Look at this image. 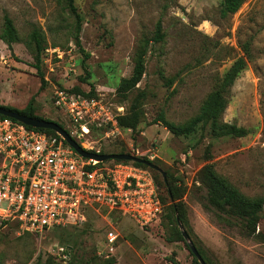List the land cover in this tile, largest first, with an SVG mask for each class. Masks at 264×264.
Returning a JSON list of instances; mask_svg holds the SVG:
<instances>
[{
  "label": "rangeland",
  "instance_id": "obj_1",
  "mask_svg": "<svg viewBox=\"0 0 264 264\" xmlns=\"http://www.w3.org/2000/svg\"><path fill=\"white\" fill-rule=\"evenodd\" d=\"M220 1L76 0L83 18L82 43L91 53L87 77L75 43L76 17L61 0H0V104L21 110L33 98L37 115L61 123L72 134L76 126L56 107L55 92L89 94L93 85L87 96L101 98L111 108L118 128L91 125L85 135L76 134L81 146L104 153L125 150L182 176L191 237L212 264H264V207L256 228L205 207L208 186L201 172L207 164L242 193L264 198V0H245L226 18L220 15ZM6 16L19 36L11 44ZM159 19L164 38L148 46L145 74L136 87L120 91L143 39L154 35ZM35 32L44 47L39 62ZM240 56L247 65L232 87L223 119L251 129L250 134L214 138L199 130L187 137L157 120L162 112L175 123L196 116L216 79ZM122 116L137 117L136 126L122 125ZM147 169L159 196L164 194L162 173ZM111 227L119 242L108 255ZM169 235L163 215L145 223L104 207L89 209L82 224L41 233L11 220L0 222V264H67L74 257L84 264H174L173 259L195 264L186 240L169 241Z\"/></svg>",
  "mask_w": 264,
  "mask_h": 264
},
{
  "label": "built area",
  "instance_id": "obj_2",
  "mask_svg": "<svg viewBox=\"0 0 264 264\" xmlns=\"http://www.w3.org/2000/svg\"><path fill=\"white\" fill-rule=\"evenodd\" d=\"M55 105L74 122V138L88 133L91 125L118 128L101 98L57 89ZM94 207L145 223L164 213L149 169L133 161L85 158L61 135L0 116V222L13 220L24 230L41 233L82 224ZM118 237L114 227L107 231L108 255L116 252Z\"/></svg>",
  "mask_w": 264,
  "mask_h": 264
},
{
  "label": "trees",
  "instance_id": "obj_3",
  "mask_svg": "<svg viewBox=\"0 0 264 264\" xmlns=\"http://www.w3.org/2000/svg\"><path fill=\"white\" fill-rule=\"evenodd\" d=\"M61 1L64 3L65 7L76 17V32L74 36L75 43L79 51L83 55V67L86 71V76L90 77L91 72L87 68V60L90 58L91 53L84 48L81 39L83 18L75 4L76 0ZM244 2L245 0H221V17L226 18L229 15L237 12ZM5 22L6 30L8 32L9 43L11 44L13 42L18 41L19 36L13 20L10 17L6 16ZM34 37L37 42L38 52L36 54V57L39 62L41 57V51L44 49V47L42 44V37L40 33L35 32ZM163 38L164 32L162 20L159 19L155 26L154 35L151 38L145 37L143 39L142 45L135 60L132 73L129 77L122 78L119 86L120 91H127L137 86L146 71V54L148 46L152 43V41L159 42L162 41ZM244 50L248 53L247 46L246 48H244ZM246 65L247 59L244 56H240L238 59H236L233 64L228 68V70L216 79L213 89L210 91L201 106L200 112L196 116L192 117L189 121L185 123L171 122L167 120L165 113L163 112L158 116L157 120L162 121L164 125L168 127L171 131H173L175 134L187 137L195 134L199 130L208 132L214 138L247 136L251 133V129L239 125L237 123L226 122L223 119V115L230 102L232 87L242 70L246 67ZM40 77L42 80V86H44L46 81L44 75L41 72ZM79 91L84 95H90L91 93H93V85L92 91L89 94H85V92H81V90ZM3 106L12 110L19 111L28 116L43 118L35 113L33 107V98L31 99L30 103L24 109L21 110L8 105ZM0 116L5 117V115L3 114H0ZM119 120L122 125H127L130 127H135L137 123V117L135 116H122L119 117ZM59 124L64 127L61 123ZM27 126L29 128L44 131L45 133L51 136L60 137V135L52 129L35 128L29 125ZM64 142L68 144L65 140ZM100 152L104 153L102 150ZM118 153H125V150H121ZM133 163L139 166H143L145 168L149 167L143 163ZM152 169L156 171V169ZM166 174V180L163 176L164 181L161 182L164 185L165 193L160 195L165 207L163 214V222L165 223L166 221L167 224L170 225V235L167 236V239L169 241H175L178 239H184L182 232L178 227V218L186 226V228L188 227V232L191 230L188 218V209L183 199L184 194L187 191V186L182 176H176L170 171H166ZM201 179L208 186V202L205 203V207L206 209H208V211H216L222 214H226L228 217L231 218L235 217L240 222L242 221L246 223L247 227L256 228V225L258 224L260 219V212L264 207L263 197H250L242 193L228 178L220 175L216 171L213 164H207L203 168L201 172ZM7 222L10 221H2L1 223ZM17 224L19 223L17 222ZM189 233L191 235V231ZM194 242L205 261L208 264H212V262L207 258L201 246L196 242V240H194ZM191 254L193 255L194 263L201 264L192 251ZM172 261H174V264H180L176 259H173ZM67 264L84 263H80L74 257V259L70 260Z\"/></svg>",
  "mask_w": 264,
  "mask_h": 264
},
{
  "label": "water",
  "instance_id": "obj_4",
  "mask_svg": "<svg viewBox=\"0 0 264 264\" xmlns=\"http://www.w3.org/2000/svg\"><path fill=\"white\" fill-rule=\"evenodd\" d=\"M0 114H3L7 117H11L13 119H16L26 125L35 127V128H45V129H52L56 131L59 135H61L64 140L73 147L79 154H81L85 158H92L96 159L98 161H107V160H124V161H133V162H139L146 164L147 166L154 168L158 171H160L164 179L166 180V171L162 169L159 165L154 163L151 160H147L143 157L135 156L131 153H101V152H94L85 149L81 146V144L74 138L70 132L64 127H62L58 122L54 120H48L45 118H38L34 116H28L26 114H23L19 111L12 110L9 108H6L5 106L0 104ZM178 225L180 227V230L182 232V235L186 242L188 243V246L190 250L194 253V255L197 257L199 262L201 264H208L201 253L199 252L194 240L192 239L190 233L185 228L184 224L181 222V220L178 218Z\"/></svg>",
  "mask_w": 264,
  "mask_h": 264
}]
</instances>
